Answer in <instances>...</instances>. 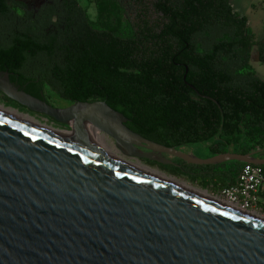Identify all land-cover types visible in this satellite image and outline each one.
Wrapping results in <instances>:
<instances>
[{"label": "trees", "instance_id": "1", "mask_svg": "<svg viewBox=\"0 0 264 264\" xmlns=\"http://www.w3.org/2000/svg\"><path fill=\"white\" fill-rule=\"evenodd\" d=\"M10 1L0 0V72L20 90L51 106L46 86L71 104L104 101L133 132L169 148L264 151V80L251 65L258 46L264 66V41L232 0H94L96 20L78 0H52L36 16ZM109 1L126 25L104 18ZM173 161L146 162L215 193L245 165Z\"/></svg>", "mask_w": 264, "mask_h": 264}, {"label": "water", "instance_id": "2", "mask_svg": "<svg viewBox=\"0 0 264 264\" xmlns=\"http://www.w3.org/2000/svg\"><path fill=\"white\" fill-rule=\"evenodd\" d=\"M0 93L31 113L81 129L58 137L0 114V264H264V223L214 204L117 159L86 131L94 125L123 156L174 165L207 159L152 142L104 101L58 108L0 72Z\"/></svg>", "mask_w": 264, "mask_h": 264}, {"label": "rangeland", "instance_id": "3", "mask_svg": "<svg viewBox=\"0 0 264 264\" xmlns=\"http://www.w3.org/2000/svg\"><path fill=\"white\" fill-rule=\"evenodd\" d=\"M78 2L87 11L89 17L93 20H96L97 10H99L97 7V3H95L94 0H78ZM232 6H233L235 12H237L241 16H245L248 18L249 27L252 30V32L254 33V35L256 36V40L259 43L263 42L264 41V0H232ZM105 10H106V14H105L104 18H106V17L110 18L111 17V18H113L112 20L115 21V19L118 17L121 19L122 24H124V25L127 24L126 20H127L128 16H126L124 13H121L120 10H118L117 8H116V12H115V5L113 4V2H111V1L105 2ZM158 18H159V16H157L156 14H153L154 20H158ZM251 65H252V71H254L261 79L264 80V66L258 60V46H255L254 50L252 52ZM46 95L49 98L50 102L55 107L66 108V107L72 105L71 103L62 99L49 86H46ZM0 106H4L5 108H10V109H15V110L19 111L20 113L29 115L30 117L35 118L36 120H38L42 123H46L49 126H53L56 129L71 132L69 130H64V129H69L68 127L60 126V125L56 124L53 120L48 119L47 117H45L43 115H37V114L31 113L28 110H24L22 108H19L16 105L6 101L1 93H0ZM111 141L115 145V142L113 140H111ZM207 145H208V143L196 144V145H192V146H184V147H181L179 150L184 154L192 155V156L199 158V159H207V158L212 157L211 153L207 150ZM237 151H238L237 147L232 150V152H235V153ZM165 157L170 159V160H174V158H172V157H169V156H165ZM256 157L257 158H264V151L258 152L256 154ZM125 158L130 159L128 157H125ZM130 160L136 161V159H130ZM140 162L143 163L144 165L152 168V169L158 170V171H160V172H162L168 176L174 177V178H176V179H178L184 183H187L193 187H196V188H199L203 191H206L211 196H213L214 198L219 197L221 194V192L215 193L212 190V188L203 189L198 184L191 183L185 177H175L172 174L166 172L165 170H162L159 166L149 165L146 161H143V160ZM257 211H258L257 213H259L260 215H264V200H262L261 204L258 205Z\"/></svg>", "mask_w": 264, "mask_h": 264}, {"label": "bare ground", "instance_id": "4", "mask_svg": "<svg viewBox=\"0 0 264 264\" xmlns=\"http://www.w3.org/2000/svg\"><path fill=\"white\" fill-rule=\"evenodd\" d=\"M0 114L7 116L13 120L19 121L23 124L32 126L36 129H39L41 131L47 132L49 134L58 136V137H62V138H67V139H77L81 129L77 126L74 125V130L71 132H67V131H63V130H59L54 128L53 126H49L46 123H42L38 120H36L35 118L30 117L29 115L20 113L19 111L15 110V109H10V108H5L4 106H0ZM89 139L91 140L92 143H97L102 145L106 150H108L111 154H113L117 159H119L120 161H123L137 169H140L154 177H157L171 185H174L180 189H183L189 193H192L198 197H201L209 202H212L214 204H219V205H225L227 207L233 208L234 210H236L237 212H241L240 210H238L235 207L230 206L229 204H226L225 202L221 201L218 197L214 198L213 196H211L208 192L203 191L199 188L193 187L187 183H184L174 177L168 176L158 170L152 169L146 165H144L143 163H141L140 161L136 160H130V159H126L122 153L115 147V145L113 144V142L111 141V138L108 137L107 135L103 134L102 132H100L98 130L97 127H95L94 125H90L89 129L86 131ZM244 213V212H243ZM245 215H247L248 217H250L251 219H254L256 221H259L261 223H264V215H260L257 212H252V213H245Z\"/></svg>", "mask_w": 264, "mask_h": 264}, {"label": "built area", "instance_id": "5", "mask_svg": "<svg viewBox=\"0 0 264 264\" xmlns=\"http://www.w3.org/2000/svg\"><path fill=\"white\" fill-rule=\"evenodd\" d=\"M264 189V171L261 166L245 164L233 185L221 190V201L244 213L258 212L261 192Z\"/></svg>", "mask_w": 264, "mask_h": 264}, {"label": "flooded vegetation", "instance_id": "6", "mask_svg": "<svg viewBox=\"0 0 264 264\" xmlns=\"http://www.w3.org/2000/svg\"><path fill=\"white\" fill-rule=\"evenodd\" d=\"M15 2L22 7L23 12H30L36 16L45 5L51 4L52 0H11L9 5L13 6Z\"/></svg>", "mask_w": 264, "mask_h": 264}, {"label": "crops", "instance_id": "7", "mask_svg": "<svg viewBox=\"0 0 264 264\" xmlns=\"http://www.w3.org/2000/svg\"><path fill=\"white\" fill-rule=\"evenodd\" d=\"M260 198H261V201L264 200V189H263L262 192H261ZM260 204H261V202L259 203V205H260Z\"/></svg>", "mask_w": 264, "mask_h": 264}]
</instances>
